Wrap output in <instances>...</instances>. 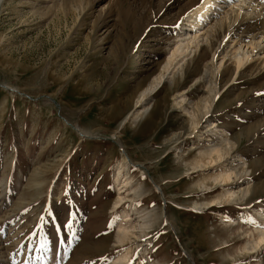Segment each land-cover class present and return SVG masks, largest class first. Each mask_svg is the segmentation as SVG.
Masks as SVG:
<instances>
[{
    "label": "rangeland",
    "instance_id": "rangeland-1",
    "mask_svg": "<svg viewBox=\"0 0 264 264\" xmlns=\"http://www.w3.org/2000/svg\"><path fill=\"white\" fill-rule=\"evenodd\" d=\"M200 2L0 0V264H111L144 242L133 264L264 263V243L246 245L264 225V67H219L222 34L170 59ZM212 98L243 182L211 179L220 161L185 165L210 136L182 106Z\"/></svg>",
    "mask_w": 264,
    "mask_h": 264
},
{
    "label": "bare ground",
    "instance_id": "bare-ground-1",
    "mask_svg": "<svg viewBox=\"0 0 264 264\" xmlns=\"http://www.w3.org/2000/svg\"><path fill=\"white\" fill-rule=\"evenodd\" d=\"M197 5L194 6L195 8H192L190 12L185 15V17H183L182 20L186 22L181 23V26L177 29V39L174 41L175 45L171 50V54H169L170 59L178 53L179 55H182L184 51L185 54L183 55H186V51L188 49L192 50V47L193 51H195L203 43L207 45L206 47H210L213 44V41H216V36L222 34V36H220L222 39L219 38L221 41L217 39L220 43L218 42L216 46L218 47L219 44V47L221 46L220 48H223V45L226 44L227 40L231 41L232 44L229 45V54H227L228 52H225L227 51L226 49L224 50L223 55H221L218 59L219 67L220 64L224 62L225 57H227V59L230 60L232 64H234L236 70H239V68L249 63L253 59L255 61H260V64L262 67H264V2H262V0H231V2H229V0H201L199 5ZM246 20H254V22H252L253 25H256V23L259 24L258 28L260 30L256 31V29L252 28L249 32L244 30L236 34V30L233 29L234 24L238 21L244 23ZM242 33L246 35L243 36ZM248 33H250V35ZM202 38H205V40L203 41ZM217 47L215 48L216 50H218ZM222 52V50H219L217 54H222ZM215 53L216 52L214 50L213 54ZM168 63L170 62L168 61ZM177 66H179V64ZM211 66L213 67V65ZM205 67L208 69L207 65ZM166 69L168 70V68ZM205 72L207 73V70H205ZM159 80H162L161 76L159 77ZM146 90L147 92L149 91L148 88ZM214 95L216 96V94ZM184 100L185 98L183 97L180 101L183 102ZM213 100L214 99L212 98L208 105H204V103H202L203 100L201 99L193 105L190 104V106H187L190 107L189 110L182 106L189 116V126L191 127L192 132H194V130L197 131L199 128L196 129V127L200 125L204 127L202 131L204 132L203 134L207 133L206 135L210 136V138L206 139V144L204 146L197 147L195 157L185 161V165H188L190 170L195 168L202 169V167L208 163L214 162L215 160L218 161L219 165L220 161L221 165H219L218 172H216V174L213 175L211 179L218 180L219 178L223 182L230 180L235 182H243V177L246 174L245 162L239 159L237 157L238 155L234 156L237 158L233 157L232 150L234 148V142L224 137V134L220 132L222 130L219 131L216 129L214 122L210 119ZM145 109L146 108L143 107L142 111ZM142 111L136 112V117L139 116V114L141 115ZM199 134L201 135V132L198 133V135ZM177 157H182L181 149H178ZM247 192L248 187L244 186L239 187L235 191L226 189L224 190V193H222V196H224L226 201L235 202V199L239 198L240 196H245ZM258 215L261 217L264 215V212H259ZM125 217L126 215H121V217L115 222L116 231L114 235V241L118 245H121L126 241L131 242L128 224L126 223V219H124ZM262 226V228L260 227L255 231L257 233L256 240L246 244L248 246L250 245L251 249L253 250H257L260 245L264 243V225ZM138 227L141 231L142 228H144L142 224L138 225ZM146 243L147 242L142 244L135 243L133 246L126 249L125 252L117 253L114 256L111 264H133L131 257L137 253L143 254L145 247L143 249H141V247ZM245 251L247 250L245 249ZM136 264L140 263L137 262ZM255 264L264 263L258 256L256 258Z\"/></svg>",
    "mask_w": 264,
    "mask_h": 264
},
{
    "label": "snow or ice",
    "instance_id": "snow-or-ice-1",
    "mask_svg": "<svg viewBox=\"0 0 264 264\" xmlns=\"http://www.w3.org/2000/svg\"><path fill=\"white\" fill-rule=\"evenodd\" d=\"M229 2H231V0H229ZM262 2H264V0H262ZM50 215H51V213H50ZM67 226V225H66ZM59 231V229H57V232Z\"/></svg>",
    "mask_w": 264,
    "mask_h": 264
}]
</instances>
